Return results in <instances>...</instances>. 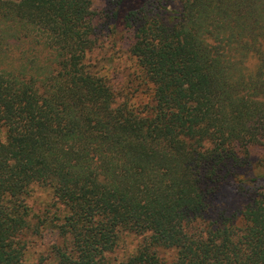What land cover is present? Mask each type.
<instances>
[{"label":"trees","instance_id":"obj_1","mask_svg":"<svg viewBox=\"0 0 264 264\" xmlns=\"http://www.w3.org/2000/svg\"><path fill=\"white\" fill-rule=\"evenodd\" d=\"M99 1L0 0V264H26L37 189L54 264H115L126 234L118 264H264V176L242 174L264 147V0H119L134 89L93 56ZM228 188L240 211L211 217Z\"/></svg>","mask_w":264,"mask_h":264},{"label":"rangeland","instance_id":"obj_2","mask_svg":"<svg viewBox=\"0 0 264 264\" xmlns=\"http://www.w3.org/2000/svg\"><path fill=\"white\" fill-rule=\"evenodd\" d=\"M119 0H103L95 5L97 36L99 37V48L93 53L96 63H99L100 69L106 66L107 71L115 77V86L123 85L124 81L130 89H134L139 85L137 81L138 73L135 71V61L131 58L127 45L131 41L127 34L128 31L123 23V14L117 19L119 9L126 11L129 4L122 7ZM133 2V1H132ZM131 4H135L134 2ZM139 5H145L147 10L153 12L159 11L165 15L173 13L174 10L180 8L177 0H160L158 4L154 0H137ZM158 4V5H157ZM127 45H126V44ZM99 59V61H98ZM142 93L141 86L138 87ZM0 138L5 139V129L0 126ZM242 174L244 178L264 176V147L254 148L251 153V165ZM245 199L237 194L233 189L228 188L224 193L216 197L213 205L214 211L211 217L217 214L233 215L240 211ZM36 215L32 221L40 222L39 233L29 234L26 264H54L55 255L54 247L62 245L63 241L59 235V230L54 227L55 217L52 216L55 209V200L47 190L37 189L33 197L29 200ZM50 212V213H49ZM59 214V212H58ZM44 220V222L42 221ZM59 223V222H56ZM141 242V237L135 234L124 235L118 249L109 255L110 262L118 264L127 260V258L135 252ZM167 257H173V253H167Z\"/></svg>","mask_w":264,"mask_h":264}]
</instances>
